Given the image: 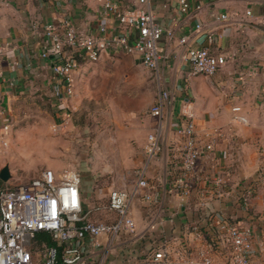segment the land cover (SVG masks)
Wrapping results in <instances>:
<instances>
[{
	"label": "crops",
	"instance_id": "crops-1",
	"mask_svg": "<svg viewBox=\"0 0 264 264\" xmlns=\"http://www.w3.org/2000/svg\"><path fill=\"white\" fill-rule=\"evenodd\" d=\"M115 1L121 6L136 2ZM178 1L150 0L158 20L174 27L175 36H164L159 43L161 79L145 66L152 76L138 78L136 88L145 93L147 100L139 103L135 97L128 112L131 124L117 129L118 140L131 149L130 154L104 166L111 173L110 182L95 174L88 190L82 186L85 206L106 203L115 187L137 186L134 168L146 163L148 134L161 122L145 110L148 105L151 108L164 87L173 99L160 126L162 149L147 161L146 175L151 185L140 188L133 200L134 230L101 234L97 241L85 238L86 264H146L162 246L174 258L181 242L187 243L195 256L209 239V214L251 225L255 260L264 264L260 243L264 237V0H201L202 9L190 16L179 13ZM247 9L252 14H247ZM102 10V0H0V112L19 107L30 97L35 107L40 99L57 104L63 80L54 73L50 60L41 56L48 44L45 26L53 24L63 30L64 20L68 19L81 31L98 34ZM223 12L229 14L228 19L217 18ZM197 21L205 29L195 33L191 43L206 44L207 35L216 34L212 48L221 49L228 57L213 75L191 72L185 59L186 46L178 39L190 33ZM116 53L103 54L97 64ZM94 63H82L76 72L77 83ZM187 95L193 100L201 136L215 131L219 136L214 150L202 157L191 173L188 191L181 193L173 186L180 174L183 148L174 121L181 118L182 101ZM235 106L240 110L235 111ZM235 114L240 116L237 121L233 119ZM218 176L224 181L217 183ZM146 193L158 195V200L146 199ZM91 216L111 222L116 214L94 211ZM214 256L215 264H227L223 254L216 252ZM194 264L203 263L197 258Z\"/></svg>",
	"mask_w": 264,
	"mask_h": 264
},
{
	"label": "built area",
	"instance_id": "built-area-1",
	"mask_svg": "<svg viewBox=\"0 0 264 264\" xmlns=\"http://www.w3.org/2000/svg\"><path fill=\"white\" fill-rule=\"evenodd\" d=\"M102 2L98 34L83 32L68 19L64 20L63 30L53 24L45 26L48 44L41 56L50 60L54 73L63 80V91L57 103L62 125L69 120L70 113L61 109L75 94L76 72L83 62H97L105 53L124 52L139 56L142 64L155 70L161 79L159 68L162 53L159 43L164 36H175L174 27L164 26L158 20L150 0H136L135 4L129 6H121L115 0ZM202 7L201 0L178 1L181 15H196ZM247 14H252V11L247 9ZM228 17L226 12L217 16L223 20ZM204 29V24L197 21L190 33L181 34L178 39L186 46L185 59L191 65V72L213 75L227 63L228 57L221 49L212 48L218 37L216 34L209 33L206 44L191 43L195 33ZM219 37L223 36L219 34ZM172 99L170 90L161 87L150 108L151 115L161 122L155 131L148 134L144 146L146 163L134 170L137 180L135 188L115 187L109 192L106 203L86 207L80 171L68 168L57 173L53 168L46 167L28 182H18L1 189L0 264H86V237L97 241L101 234L134 230L136 222L131 206L139 189L151 185L146 175L148 162L162 149L160 126ZM234 110H240V106H235ZM180 113L181 118L174 124L183 139L182 161L180 174L173 186L186 193L191 173L200 159L214 150L219 132L201 136L196 126L193 100L189 95L183 98ZM233 119L237 121L240 116L235 114ZM10 126V122H5L3 127L10 130ZM223 181L221 176L216 179L217 183ZM144 197L154 202L158 200V195L151 193L144 194ZM94 211L114 212L116 216L111 222L102 221L92 218ZM206 227L210 233L209 239L198 248L195 256L188 244L181 242L176 249V257L173 258L169 250L162 246L146 264H194L197 258L203 264H215L216 252L224 255L227 264H257L255 233L251 225L209 214ZM39 231L50 232L58 245L46 247L42 256L34 260L31 245ZM260 243L264 249V237Z\"/></svg>",
	"mask_w": 264,
	"mask_h": 264
},
{
	"label": "rangeland",
	"instance_id": "rangeland-1",
	"mask_svg": "<svg viewBox=\"0 0 264 264\" xmlns=\"http://www.w3.org/2000/svg\"><path fill=\"white\" fill-rule=\"evenodd\" d=\"M144 67L137 56L124 52L88 67L61 109L70 113L63 125L56 102L47 99L38 100L35 107L30 97L23 105L0 112V169L9 164L12 173L7 181L0 178V190L30 181L46 167L57 173L79 170L87 190L95 174L110 182L111 173L104 166L117 163L131 150L122 146L117 129L131 124L128 112L135 97L139 103L147 100L136 88L138 78L152 76ZM5 122H10V130L4 129ZM36 248H31L34 260L45 250Z\"/></svg>",
	"mask_w": 264,
	"mask_h": 264
},
{
	"label": "trees",
	"instance_id": "trees-1",
	"mask_svg": "<svg viewBox=\"0 0 264 264\" xmlns=\"http://www.w3.org/2000/svg\"><path fill=\"white\" fill-rule=\"evenodd\" d=\"M56 240L53 238V235L48 231H39L32 240L31 248L33 250L37 249L36 247H51L57 246ZM60 247V246H58Z\"/></svg>",
	"mask_w": 264,
	"mask_h": 264
},
{
	"label": "water",
	"instance_id": "water-1",
	"mask_svg": "<svg viewBox=\"0 0 264 264\" xmlns=\"http://www.w3.org/2000/svg\"><path fill=\"white\" fill-rule=\"evenodd\" d=\"M10 165L6 164L0 169V178L4 181H7L11 177Z\"/></svg>",
	"mask_w": 264,
	"mask_h": 264
}]
</instances>
